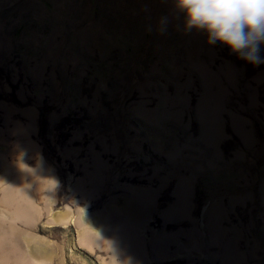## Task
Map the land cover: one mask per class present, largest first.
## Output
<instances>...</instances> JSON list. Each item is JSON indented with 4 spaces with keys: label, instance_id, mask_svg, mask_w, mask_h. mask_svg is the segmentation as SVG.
<instances>
[{
    "label": "rangeland",
    "instance_id": "374dc122",
    "mask_svg": "<svg viewBox=\"0 0 264 264\" xmlns=\"http://www.w3.org/2000/svg\"><path fill=\"white\" fill-rule=\"evenodd\" d=\"M187 21L0 0V264H264V63Z\"/></svg>",
    "mask_w": 264,
    "mask_h": 264
},
{
    "label": "clouds",
    "instance_id": "9594fccd",
    "mask_svg": "<svg viewBox=\"0 0 264 264\" xmlns=\"http://www.w3.org/2000/svg\"><path fill=\"white\" fill-rule=\"evenodd\" d=\"M189 28L208 33V43L227 45L238 58L264 63V0H178Z\"/></svg>",
    "mask_w": 264,
    "mask_h": 264
}]
</instances>
